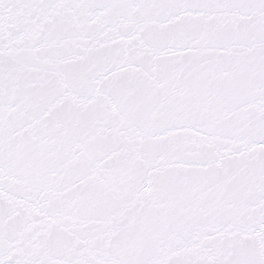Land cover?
<instances>
[{
  "label": "snow or ice",
  "instance_id": "1",
  "mask_svg": "<svg viewBox=\"0 0 264 264\" xmlns=\"http://www.w3.org/2000/svg\"><path fill=\"white\" fill-rule=\"evenodd\" d=\"M0 264H264V0H0Z\"/></svg>",
  "mask_w": 264,
  "mask_h": 264
}]
</instances>
